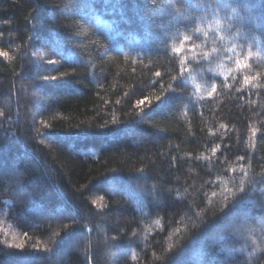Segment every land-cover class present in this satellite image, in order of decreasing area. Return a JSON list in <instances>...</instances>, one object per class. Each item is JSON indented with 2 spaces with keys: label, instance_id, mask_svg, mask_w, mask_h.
Here are the masks:
<instances>
[{
  "label": "trees",
  "instance_id": "16d2710c",
  "mask_svg": "<svg viewBox=\"0 0 264 264\" xmlns=\"http://www.w3.org/2000/svg\"><path fill=\"white\" fill-rule=\"evenodd\" d=\"M213 3L0 0V264H264V0Z\"/></svg>",
  "mask_w": 264,
  "mask_h": 264
},
{
  "label": "snow or ice",
  "instance_id": "6c2138e0",
  "mask_svg": "<svg viewBox=\"0 0 264 264\" xmlns=\"http://www.w3.org/2000/svg\"><path fill=\"white\" fill-rule=\"evenodd\" d=\"M208 7H218V5H214L213 0H205L204 9H207ZM157 75H159V73H157Z\"/></svg>",
  "mask_w": 264,
  "mask_h": 264
}]
</instances>
